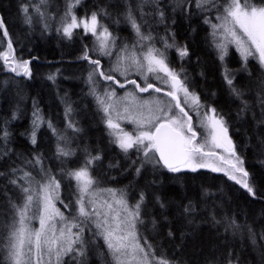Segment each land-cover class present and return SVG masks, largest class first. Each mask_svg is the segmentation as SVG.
I'll return each instance as SVG.
<instances>
[{
	"label": "trees",
	"instance_id": "16d2710c",
	"mask_svg": "<svg viewBox=\"0 0 264 264\" xmlns=\"http://www.w3.org/2000/svg\"><path fill=\"white\" fill-rule=\"evenodd\" d=\"M23 2L26 0H0V17L9 33L8 37H4L3 30H0V40L3 41L0 51L7 50V41L11 38L16 56L31 60L32 70L31 78L17 76L6 70L0 61V125L8 121L7 127L11 132L6 145L10 152L0 159V172L5 173L0 176V247L7 243L6 226L11 223L12 217L10 202L21 201L19 189L9 184L10 169L21 164V156L31 159L36 154H42L44 165L65 183L58 176L61 160L56 156L57 136L46 123L37 132V143L33 145L30 142L28 133L32 127L33 112L38 108L45 120L53 123V118H57L65 129L68 119H71L80 129L76 132L67 128L72 131V137L78 136V143L69 142L68 147L82 150L80 160L74 161L72 167L65 170L76 169L83 164L84 150L87 149L92 155L101 156L92 165L91 174L99 179L102 187L126 190L130 204L136 202L141 191L148 202L152 200V204L146 207L154 209V215L149 219L146 214L144 220L147 224L141 226L140 231L155 246L157 254L162 251L175 264H228L229 259L232 264H264V239L261 238L264 236V198L251 197L240 185L229 180L224 172L208 169L172 173L147 163L137 176L136 166H130L132 160H137L135 150H130L126 156L110 142L113 138L86 83L90 66L79 57L85 45L93 47L96 38L91 33L85 35L82 28L74 29L71 39L56 31L65 12L66 0H50L48 12L54 19L49 21L47 30H44L42 22H38V17L34 16L31 25L24 22L20 11ZM165 2L160 0L165 12L164 22H160L154 4L144 5L143 19L139 11L135 12L137 22L144 32L150 31L153 36L154 33H161L168 43L173 42L174 34L175 43L187 47L188 55L184 58L179 57L176 48L167 49L170 67L180 72L182 79L191 75L195 79L189 84L192 92L199 95L203 104L215 107L224 116L236 152L249 172L250 183L259 193H264V108L260 104V97L264 95V70L253 58H249L245 68L233 45L229 46L228 59H219V52L212 42V28L204 22L205 18H209L217 23L214 10L200 12L193 3L186 6L187 11L175 12ZM255 2L259 3V0ZM138 3L139 0H82L74 12L80 18L90 16L93 11L105 10L107 15L99 17L100 23L107 26L117 38V44H121L130 41L134 35L125 15L129 5L136 9ZM124 36H128L129 40H125ZM159 44L164 50L163 43ZM107 61L108 58H101L104 67L108 66ZM225 70L232 75L235 88L243 93L241 97L230 91L224 78ZM51 74H55L54 81L48 79ZM117 93L121 96L124 89L117 86ZM140 95L146 97L149 94ZM244 102L248 107L241 111ZM67 104H71L73 109L68 118L65 116ZM13 113L16 119H12ZM189 114L195 124V114ZM69 185L72 190L70 199L74 201L76 181L69 179ZM157 196L165 204L164 208L157 203ZM189 203L195 207L190 215L184 212ZM57 207L65 215L70 214L71 210L65 209L59 202ZM213 216L218 221H223L225 217L234 218L237 224L247 227H241L236 232L231 228L226 230L223 223L213 222ZM153 219L156 221L155 229L148 223ZM249 228L254 236L249 234ZM169 231L173 233L171 237L168 236ZM86 234L90 240L93 239L89 233ZM92 245L93 255L84 264H111L103 239L96 237ZM0 264H3L2 252Z\"/></svg>",
	"mask_w": 264,
	"mask_h": 264
},
{
	"label": "snow or ice",
	"instance_id": "6c2138e0",
	"mask_svg": "<svg viewBox=\"0 0 264 264\" xmlns=\"http://www.w3.org/2000/svg\"><path fill=\"white\" fill-rule=\"evenodd\" d=\"M81 2L66 0L65 12L56 31L71 39L74 29L82 28L85 35L91 33L96 38L93 47L85 45L79 57L90 66L86 83L113 138L110 142L126 156L130 150H135L137 160H132L130 166H136V175H140L147 163L172 173L210 168L213 172H224L229 180L240 185L251 197L264 198V193H259L249 181V172L236 152L224 116L215 107L203 104L199 95L189 91L187 78L182 79L181 73L170 67L167 49L176 48L179 57L184 58L188 55L187 47L178 46L173 34L172 43L161 38L164 48L161 50L155 47L156 38L152 33L141 30L142 25L137 22L135 12L139 11L143 19L145 4H154L160 22H164L165 12L160 0H139L136 9L129 5L125 19L136 37L131 44H117V38L100 23L99 17L107 15L103 9L78 18L74 9ZM193 3L200 12L214 10L217 13L215 19L218 23L209 18H205L204 22L212 28V42L221 61L228 55L229 46L234 45L245 68L249 58H253L264 70V0H259V3L255 0H175L173 11L176 8L187 11L186 6ZM49 4L50 0L23 2L20 11L24 22L31 25L34 16L38 17V22H42L44 30H47L49 21L54 19L48 12ZM0 30H3L4 37L9 36L2 17ZM2 44L0 40V47ZM101 58H108L107 67L101 64ZM0 61L6 70L15 75L31 78V60L16 56L11 38L7 41V50L0 51ZM224 78L230 91L241 97L243 93L235 88L233 77L227 70ZM48 79L54 81L55 74L49 75ZM117 86L124 89V95H118ZM143 93L149 95L141 96ZM161 93L163 95H157ZM260 104L264 108V95L260 97ZM247 107V102H244L241 111ZM72 111L71 104H67L66 118L71 116ZM189 112L197 117L195 124ZM12 119H16L15 113ZM121 122L132 125V130H126ZM45 123L57 136L56 156L64 164L66 161L63 158L75 155V151L68 147L69 138L58 132L50 120H45L38 108L33 112L32 127L28 133L30 142L33 145L37 143V132ZM7 124L8 121H5L0 125V159L10 152L6 147L11 137ZM67 128L80 131L71 119H68ZM197 128L204 131L198 132ZM214 148H223L230 158L219 155L212 150ZM84 151V162L78 168L61 169V177L67 176L76 181V198L68 203L60 198L61 179L44 165L42 154H36L31 159L21 156V164L10 169L9 184L19 189L21 201L10 202L12 217L11 223L6 226L7 243L0 247L3 264H69V261L80 264L78 258L86 255L96 237L103 239L111 264H175L162 251L157 254L155 246L141 235L145 193L141 191L136 202L130 204L126 190L101 187L99 179L91 174L92 165L101 156L92 155L87 149ZM212 158L221 161L226 168L217 166ZM4 175L0 172V176ZM57 201L65 209L72 210L68 216L56 207ZM156 201L161 208L165 207L159 196ZM194 211L191 203L184 208L189 215ZM33 221H38L39 227H33ZM213 222L223 223L226 230L231 228L234 232L247 227L237 224L234 218L225 217L223 221H218L213 216ZM152 225L155 229V219ZM248 231L254 236L250 228ZM86 232L92 240L86 238ZM172 235L169 231L168 236ZM261 238L264 239V236ZM228 264H232L231 259Z\"/></svg>",
	"mask_w": 264,
	"mask_h": 264
},
{
	"label": "rangeland",
	"instance_id": "374dc122",
	"mask_svg": "<svg viewBox=\"0 0 264 264\" xmlns=\"http://www.w3.org/2000/svg\"><path fill=\"white\" fill-rule=\"evenodd\" d=\"M165 5H166L167 7H170L171 9H173V8L175 7V0H169L168 3H167V0H166ZM179 11H181V9H180V8H176L175 12H179ZM216 15H217V13H216ZM216 15H215V17H216ZM217 23H218V21H217ZM141 30L144 32V29H141ZM145 33H147V32H145ZM154 37L157 38V39L164 38V36H162L161 33H154ZM124 39H125V40H129V37H128V36H124ZM135 39H136V37H135V33H134L132 39H131L130 41H126V42H124V43H129V44H131ZM157 39H156V42H155V47H157V48L163 50V49L161 48L160 44H159V43H162V41L157 40ZM230 46H232V45H230ZM233 47L235 48L234 45H233ZM235 49H236V48H235ZM228 56H229V55H227L225 58L228 59ZM114 59H115V57H113V60H114ZM122 79H123V78H122ZM192 81H195V79H194L191 75H190V76H187V85H188V87H189V91H190V92H192V90H191L189 84H190ZM157 83H158V82H157ZM122 95H124V94H122ZM122 95H121V96H122ZM157 95H159V94H157ZM146 97H147V96H146ZM193 114H194V113H193ZM195 118H196V122H197V117H195ZM121 123H122V127H124L126 130H129V131L132 130V128H133L132 125L127 124L126 122H121ZM53 125L56 127V129H57L58 132H60L61 134L66 135L68 138L70 137V138H69V142H70V143H73V142H77V143H78V136H74V137H72V136H73L72 131L68 130L67 128L64 129L63 126L59 123V120H58L57 118H53ZM198 131H199V132H203L204 130L199 128ZM74 145H75V144H74ZM81 150H82V148H77V147H75V148H74V151H75V155H74V156H71V157H67V158H65L64 160L66 161V163H64V164H62L61 161L59 162L58 176H61L60 171H61L62 168L72 167V164H74V161H79V160H80V156H79V154H80ZM212 150L215 151V152H218L220 155L225 156L226 159H227V158H230V157L228 156V153L225 152V150H224L223 148H219V149L214 148V149H212ZM212 160H213V162H214L217 166L225 167V168H226V166L223 165L222 162L219 161L218 159H216V158H212ZM150 164H151V163H150ZM201 169H208V170H211L210 168H201ZM185 170H188V169H185ZM221 172H222V171H221ZM62 178L65 180V183H63V182L61 181V188H60V193H59V194H60V198H61L62 200H64V202H65V201L68 202L69 200H71L70 198H72V190L69 188L70 185H69V179L67 178V176H63ZM100 186H101V184H100ZM101 187H102V186H101ZM57 203H58V201L56 202V207H57ZM151 204H152V200H150V201L148 202V200L145 199L144 206H142V216H143V219H144V217L146 216V214H147V216L149 217V219H150V217H151L152 215H154V214H152V213H154L155 210H154V209H151V210H150V207H146V206H150ZM57 208L60 209V207H57ZM60 210H61V209H60ZM71 211H72V210H71ZM65 216H68V215H65ZM152 221H153V220H148V223H149V224H150V223L152 224ZM144 224H147V223L145 222V220H144ZM151 224H150V225H151ZM32 225H33V227H39V223H38V221H33V222H32ZM85 236H86V238H88V236H87L86 233H85ZM88 239H89V238H88ZM92 246H93V245H92V243H91V244L89 245V248H88L87 252H86V255H85L84 257H80V258H78L80 264H84L85 261H87L88 259H90V257L93 255V248H92ZM69 264H71V261H69Z\"/></svg>",
	"mask_w": 264,
	"mask_h": 264
},
{
	"label": "flooded vegetation",
	"instance_id": "af4514ba",
	"mask_svg": "<svg viewBox=\"0 0 264 264\" xmlns=\"http://www.w3.org/2000/svg\"><path fill=\"white\" fill-rule=\"evenodd\" d=\"M218 153V152H217ZM219 154V153H218ZM220 155V154H219Z\"/></svg>",
	"mask_w": 264,
	"mask_h": 264
}]
</instances>
